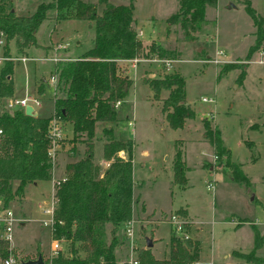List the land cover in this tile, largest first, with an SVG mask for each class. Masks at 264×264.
Masks as SVG:
<instances>
[{
  "label": "rangeland",
  "instance_id": "rangeland-1",
  "mask_svg": "<svg viewBox=\"0 0 264 264\" xmlns=\"http://www.w3.org/2000/svg\"><path fill=\"white\" fill-rule=\"evenodd\" d=\"M47 1L15 0L14 5H20L19 14L27 16L38 4ZM87 1L96 3V0ZM178 1L132 0L137 22L134 30L140 35V39L137 38L145 53L150 49L152 52L150 56L138 58L140 62L135 65V71L131 68L129 71L125 65L121 67L122 73L129 75L132 85L127 99L116 110V121L95 123L91 139L92 160L100 173L104 171L103 162H111V159L102 157L103 139L107 137L102 134L103 129L111 128L114 140L134 142L131 154L132 193L139 205L144 204L146 211L143 214L139 205H135L130 219L134 222L137 252L146 249V241L152 240L155 244L152 257L155 260L168 258L169 237H181L167 222L171 215H175L188 237L182 241H198L197 264L210 261L213 264H258V261L239 259L235 253L247 254L253 248V225L262 236L261 246L255 250L254 256L261 258L264 254V216L259 215L264 209V100L262 109H259L263 113H260L252 104L249 92L237 87L244 73L241 79L237 80V77L248 66L249 85H257V76L264 80V41L250 50L255 45V29L245 12V3L248 2L262 19L264 29V0H217L215 7L205 9L204 22L200 31L194 33V40L186 39L180 25L170 18L177 12ZM107 3L127 5L128 0H107ZM103 8L104 5H97V13ZM90 25L83 20L55 22L49 12L48 19L37 29V47L21 56H27L28 60L13 61L14 97L35 98L37 105L29 104L34 108L37 106L38 117H50L52 114L54 90L49 83L50 76L54 75L52 58H76L90 49L94 36L93 23ZM58 46L61 48L55 50ZM215 51H221L225 59L231 60L225 62L235 66L223 71L225 63H209ZM259 61L263 63H256ZM171 74L183 79L185 104L192 111L184 121L186 125L175 130L161 123L164 119L162 101L168 92L161 91L155 97L146 81L163 79ZM36 85H41L40 92L35 91ZM202 98L213 99L214 103L202 102ZM128 121L132 124L129 125ZM203 121L218 132L221 146L229 151L230 162L239 166L249 184L231 180V169L224 165L223 157H216L213 143L205 136ZM70 137L69 130L56 152L54 165L59 167L54 179L61 175L64 164L84 156L85 141L72 142ZM178 140L183 155L180 159L184 186L174 183L172 177L173 155L180 146ZM143 151L147 153L145 156ZM120 152L116 153L118 157ZM121 156V159H126L125 153ZM208 183L212 184V190L206 188ZM50 191V180L41 181L35 187L26 185L24 200L14 199L8 205L13 213L27 205L28 216L18 217L27 220L15 225L12 242L7 245L0 240V249L5 248L19 264L29 258L36 259L38 254L43 262L47 261L51 239L48 227L40 223L42 214L39 206ZM180 208L186 209L188 219L176 213ZM123 227L121 225L118 232L121 241L118 260L126 255ZM151 229L157 241L152 239ZM66 250L67 244L61 240L59 252L65 253ZM2 259L0 256V264Z\"/></svg>",
  "mask_w": 264,
  "mask_h": 264
},
{
  "label": "trees",
  "instance_id": "trees-1",
  "mask_svg": "<svg viewBox=\"0 0 264 264\" xmlns=\"http://www.w3.org/2000/svg\"><path fill=\"white\" fill-rule=\"evenodd\" d=\"M217 0H179L178 9L170 18L178 23L183 36L194 40L204 22L207 7H215ZM12 0H0V33L4 44L1 55L9 59L0 65V202L3 207L23 194L27 184L51 179L52 167L47 156V129L50 117L26 116L22 108L8 109L5 101L13 96V61L27 55L28 49L37 47L36 32L41 23L53 20H83L93 23L92 47L76 59L58 61L54 64L56 86L53 96V115L60 124L70 126L72 142L85 141L84 156L65 165L64 181L55 189L57 204L54 210L52 238L67 244L65 253L59 252L43 264H116L121 241L118 232L132 217L137 200L132 188V142H121L112 138V129H103L106 139L102 157L111 162L100 173L93 163L91 139L96 122H114L117 111L114 104L125 102L132 81L122 73L119 61L150 56L152 50L145 48L132 27V0L127 5H112L107 0H49L37 5L27 16L12 11ZM104 5L97 13V5ZM245 12L252 21L255 49L264 41L262 19L245 3ZM193 34V35H192ZM250 52V51H249ZM248 52V53H249ZM235 65L225 63L222 70L229 71ZM240 71L237 80L242 78ZM147 85L158 97L167 91L162 101L161 112L170 129L182 128L184 121L192 115L185 104L184 82L176 74L163 79H146ZM39 91V90H38ZM40 92V91H39ZM205 136L213 143L216 157H223L235 182L248 183L239 166L230 162L229 151L219 141L218 132L203 121ZM83 138V139H82ZM122 151L126 159L116 155ZM181 154L173 155V182L185 185ZM177 214L183 216L182 211ZM253 229V248L247 253H235L244 261L264 262L263 257L254 256L261 246L262 236L256 226ZM198 243L169 238L168 258L155 260L150 249L138 252L139 264H194L198 260ZM5 248L0 256L7 257ZM40 255V254H38ZM27 259L25 261H28ZM34 260V259H32ZM22 261V262H25ZM20 262V263H22Z\"/></svg>",
  "mask_w": 264,
  "mask_h": 264
},
{
  "label": "built area",
  "instance_id": "built-area-1",
  "mask_svg": "<svg viewBox=\"0 0 264 264\" xmlns=\"http://www.w3.org/2000/svg\"><path fill=\"white\" fill-rule=\"evenodd\" d=\"M4 44V40H3V36L0 33V51L1 48ZM58 48H61L60 46L56 47L55 50H57ZM260 56H262V53H260ZM224 59V54L221 51H215L213 58L208 60L209 63H212L214 65L217 64H221V63H225ZM9 60L5 57H3V55H1L0 52V65L6 61ZM12 61H26L28 60L26 57H18V58H12L10 59ZM61 59L53 57L52 61L54 63L60 61ZM132 64V68L135 67V65L137 63L140 62L139 59L134 58L129 60ZM167 63V62H166ZM256 63H260L262 64V61L256 62ZM166 66L168 67L169 64H166ZM135 70V68L133 69V71ZM49 83L52 85L53 90L55 89L56 86V74L54 72L53 76H50L49 78ZM202 102H207V103H214L213 99H205L202 98L201 100ZM37 105V101L35 98L33 97H29V96H25L22 99H13V98H9L5 101V106L8 109H15V108H22L24 109L25 106L29 105L31 108L33 107L31 104ZM120 102L117 101L114 104V108L117 109L119 106ZM209 118H213L212 115L208 114L207 115ZM50 121L48 124V129H47V140H48V148H47V156L50 159L51 162V167L53 169L54 167V160H55V156H56V152L60 149L61 146V141L63 136L62 130H61V124H60V120L59 117L53 115V113L50 116ZM121 155L122 152H120V157H122ZM213 159L215 160L216 157L214 156ZM103 166H105L104 168H107L110 164V162H103ZM64 178L60 179V180H51V191L49 196L46 198V201L44 202V205L41 209V214H42V218L40 219V223L42 224V226L44 227H48L49 230V234H50V246H49V254L47 256V261H50L52 258L56 257L60 251V242L61 240H57V239H53L52 238V232H53V225H54V210L57 204V199L55 196V189L56 187L60 184V182H63ZM206 188L208 190H212L213 186L212 184L208 183L206 185ZM27 219H19L18 217H16V215L13 213V211L9 208V207H3L1 202H0V240L4 241L7 245H9L12 242V238H13V230L15 225L21 223V222H26ZM170 225L174 226V231L178 232L181 234V237L178 238L181 241L182 240H186L188 237L187 235L184 233L183 229H182V222L180 220H178V217L175 215H171L169 217V220L167 221ZM134 222L132 220L127 221L124 224L123 229V237H124V242L126 244V255L124 256L123 259L118 260L116 264H139L138 261V255H137V246L135 243V234H134ZM1 264H19V261L13 257L12 255H8L7 257L3 258L1 261ZM208 264H213L211 261Z\"/></svg>",
  "mask_w": 264,
  "mask_h": 264
},
{
  "label": "crops",
  "instance_id": "crops-1",
  "mask_svg": "<svg viewBox=\"0 0 264 264\" xmlns=\"http://www.w3.org/2000/svg\"><path fill=\"white\" fill-rule=\"evenodd\" d=\"M14 1L15 0H12V2H11V6H12V11L16 14V15H20L19 14V8H20V5H14ZM133 4H134V2H133ZM134 6V8H133V10H132V20H133V23H132V27H133V29H134V26H136V24H137V22H135V18H134V14H133V11L135 10V4L133 5ZM20 16H22V15H20ZM88 25H89V27L91 26L89 23H88ZM136 32V31H135ZM137 37L140 39V35H138L137 34ZM33 48V47H32ZM31 49V48H30ZM30 49H28V51L30 50ZM156 55V54H155ZM23 57H27V56H23ZM225 54H224V59H225ZM76 58H78V57H76ZM76 58H74V57H68V56H64V57H59V59H76ZM225 61L226 62H231V60H227V59H225ZM225 62V63H226ZM119 64H120V66L121 67H123V65H125V67L127 66V68L129 69V71H133V68H132V64H131V62L129 61V60H127V61H119L118 62ZM130 68H131V70H130ZM136 70V69H135ZM134 70V71H135ZM243 71H244V77L242 78L243 80H241V82L240 83H238L237 82V87L240 89H243V90H246L247 92H249V95H250V98H251V101H252V104L256 107V109L257 110H259V109H262V102H263V100H264V80L263 79H260L261 77H259V76H257V80H255V82H256V84L257 85H249L250 84V82H251V80H250V78H249V72H248V66H246L245 68H243ZM129 76V75H128ZM251 77V76H250ZM12 82H13V73H12ZM234 88H235V86H233ZM236 87V88H237ZM41 91V85H36L35 86V91L36 92H39V91ZM54 96V95H53ZM11 98H13V99H16V97H14V94H13V96L11 97ZM24 98V97H23ZM20 99H22V98H20ZM53 101V100H52ZM123 105V103L121 102L120 104H119V106H118V108H120L121 106ZM117 108V109H118ZM52 109H53V102H52ZM116 109V110H117ZM263 109H264V106H263ZM258 112H260V113H263V112H261L260 110L258 111ZM160 113V112H159ZM32 114H33V116L35 117V116H37V106H36V108H34V107H32ZM132 119V118H131ZM133 120V119H132ZM130 123V121H128V124ZM162 124L163 123H165L166 125H167V123H166V121H165V119H163L162 120V122H161ZM132 123H130L129 125H131ZM184 126L186 125V123L185 124H183ZM64 126V127H63ZM168 126V125H167ZM183 127V126H182ZM61 130H62V132H63V136H67V134H68V131L70 130L71 131V129H70V126L67 124V123H61ZM71 138V137H70ZM204 138H205V136H204ZM179 142H180V140H178ZM223 142V141H222ZM132 143H133V145H134V142L132 141ZM179 148H178V150L180 151V154H181V158L183 157V155H182V152H181V142L179 143ZM70 147H68V149H69ZM122 154L124 155V152H122ZM147 153L145 152V151H143L142 152V155H146ZM75 162V161H74ZM68 163H72V162H68ZM67 164V163H66ZM66 164H64V166L62 167V173H61V175L58 177V178H55L54 179V173H55V171H56V169L59 167L57 164H55L54 165V167H53V169H52V176H51V179H50V181L53 179V180H60V179H62V178H64V176H65V171H64V168H65V165ZM106 168H104L103 167V170H105ZM39 182H41V181H38V182H34V183H31V184H27V185H31V186H37L38 185V183ZM23 191H24V189H23ZM134 196V195H133ZM15 199H20L21 200V202H22V200H24L23 199V194L20 196V197H16ZM46 201V199H44V202ZM44 202H41L42 204H40V206H39V208H40V213H41V209H42V207H43V205H44ZM256 202L257 203H259L260 204V202H259V200H257L256 199ZM26 204H27V202H25ZM22 204V203H21ZM136 205H139V201L137 200V203H136ZM135 207V206H134ZM139 207H140V210H141V212L143 211V214L145 213L146 214V211H145V207H144V204L142 203V204H140L139 205ZM261 208L263 209V207L261 206ZM134 209V208H133ZM261 209V210H262ZM25 211H26V213H25ZM177 211H182L184 214H183V216L184 217H186L187 219H188V217H187V212H186V209H183V208H180L179 210H177ZM176 211V212H177ZM14 213H16L15 211H14ZM149 213H147V215H148ZM153 215V214H152ZM261 217L262 216H264V209L261 211V213L259 214ZM16 216L17 217H23V218H26V216H28L27 215V205L25 206V205H23L22 206V210L21 209H19L18 208V212L16 213ZM188 221V220H187ZM21 225H23V224H20V226ZM155 226H156V224H155ZM152 228H154V227H152ZM153 229H151V236H152V239L154 240V241H157V239L153 236ZM170 238V237H169ZM197 243H198V241H196ZM151 243H152V240H151ZM155 244L154 243H152V246L150 247V250H151V254L153 255V253H152V248H153V246H154ZM30 260H32L33 258H29ZM211 260V259H210ZM212 263H213V261H211ZM197 264V263H196Z\"/></svg>",
  "mask_w": 264,
  "mask_h": 264
},
{
  "label": "water",
  "instance_id": "water-1",
  "mask_svg": "<svg viewBox=\"0 0 264 264\" xmlns=\"http://www.w3.org/2000/svg\"><path fill=\"white\" fill-rule=\"evenodd\" d=\"M23 110H24V114L26 116H33V114H32V108L29 105L25 106ZM146 247L147 248H150L151 247V242L150 241H146ZM21 264H43V261H42L41 256L38 255L36 257V259H34V260H28V261L22 262Z\"/></svg>",
  "mask_w": 264,
  "mask_h": 264
}]
</instances>
